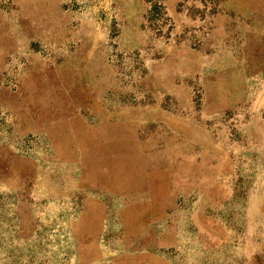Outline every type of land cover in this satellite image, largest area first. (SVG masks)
<instances>
[{"label": "rangeland", "instance_id": "obj_1", "mask_svg": "<svg viewBox=\"0 0 264 264\" xmlns=\"http://www.w3.org/2000/svg\"><path fill=\"white\" fill-rule=\"evenodd\" d=\"M0 264H264V0H0Z\"/></svg>", "mask_w": 264, "mask_h": 264}, {"label": "crops", "instance_id": "obj_2", "mask_svg": "<svg viewBox=\"0 0 264 264\" xmlns=\"http://www.w3.org/2000/svg\"><path fill=\"white\" fill-rule=\"evenodd\" d=\"M183 127H184V131L187 134L192 135V137L187 138V140L189 141V145L194 146L195 148L197 147L200 149L204 148L206 149L204 150L205 152H208L210 156L212 155L211 157L213 158V160L211 161L210 159V163H212L211 171L215 173V174H212V176L213 177L226 176L227 174L225 173V171L227 172L228 170H230V168H233L232 167L233 163L231 159L224 153L221 146L217 144V142H215L213 139L205 135L204 133L196 132L194 129L191 131L190 130L191 127H189L186 123H183ZM222 190L224 189H221L220 191L217 192L218 196H221L223 194ZM208 194L211 199H208V198L206 199L209 200L210 203L212 202V200L213 202L218 200L216 199L218 197H215L212 195V191L211 193L209 192Z\"/></svg>", "mask_w": 264, "mask_h": 264}]
</instances>
